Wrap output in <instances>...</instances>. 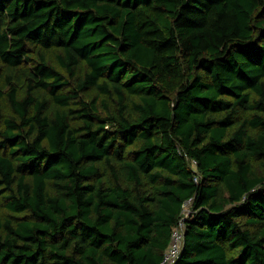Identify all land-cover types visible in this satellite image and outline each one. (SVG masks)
I'll return each instance as SVG.
<instances>
[{"label":"trees","instance_id":"obj_1","mask_svg":"<svg viewBox=\"0 0 264 264\" xmlns=\"http://www.w3.org/2000/svg\"><path fill=\"white\" fill-rule=\"evenodd\" d=\"M3 97L0 264H264V0H0Z\"/></svg>","mask_w":264,"mask_h":264},{"label":"built area","instance_id":"obj_2","mask_svg":"<svg viewBox=\"0 0 264 264\" xmlns=\"http://www.w3.org/2000/svg\"><path fill=\"white\" fill-rule=\"evenodd\" d=\"M186 204H190V200H187L183 204L182 216L179 218L177 224L171 230L170 240L163 252L160 264H172L181 250L184 237V218L189 213V209L187 210V212H184Z\"/></svg>","mask_w":264,"mask_h":264},{"label":"rangeland","instance_id":"obj_3","mask_svg":"<svg viewBox=\"0 0 264 264\" xmlns=\"http://www.w3.org/2000/svg\"><path fill=\"white\" fill-rule=\"evenodd\" d=\"M97 92H96V89L94 88H91V89H88L86 90L84 93H83V96L85 98H90L91 96L95 95ZM40 94H43V93H40ZM46 96V95H44ZM102 98L104 97L103 95H100ZM46 98V101L48 103V109H47V112L49 115H52L53 114V111L55 109V105H53L50 101V97H45ZM0 112L3 114V115H9L12 113L11 109H10V105H9V102L7 100V97H3L0 101ZM188 206L189 204L185 205V211L184 212H187L188 210ZM2 213L3 214H9V211L2 208Z\"/></svg>","mask_w":264,"mask_h":264}]
</instances>
